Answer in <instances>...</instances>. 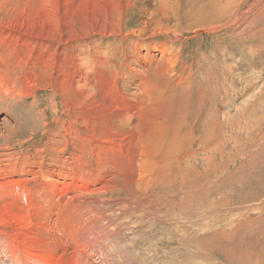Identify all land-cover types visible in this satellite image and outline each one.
I'll return each instance as SVG.
<instances>
[{
	"label": "rangeland",
	"instance_id": "rangeland-1",
	"mask_svg": "<svg viewBox=\"0 0 264 264\" xmlns=\"http://www.w3.org/2000/svg\"><path fill=\"white\" fill-rule=\"evenodd\" d=\"M61 1L0 0V264H264V0Z\"/></svg>",
	"mask_w": 264,
	"mask_h": 264
},
{
	"label": "bare ground",
	"instance_id": "bare-ground-1",
	"mask_svg": "<svg viewBox=\"0 0 264 264\" xmlns=\"http://www.w3.org/2000/svg\"><path fill=\"white\" fill-rule=\"evenodd\" d=\"M61 1V0H60ZM64 1V0H63ZM66 1V0H65ZM254 1V0H253ZM62 2V1H61ZM34 3V2H33ZM54 3V2H53ZM160 3V2H159ZM163 3V2H162ZM42 4H43V2H42ZM55 4V3H54ZM59 4V3H58ZM57 4V6H59V5H61V4H59L58 5ZM203 6V5H202ZM204 6H206V5H204ZM203 6V7H204ZM208 6V5H207ZM85 7V6H84ZM161 7V6H160ZM214 7V6H213ZM56 8V7H55ZM205 8V7H204ZM215 8V7H214ZM225 8V7H224ZM227 8V7H226ZM57 10V9H56ZM160 10H162V9H160ZM211 10H214V9H212L211 8ZM224 10V9H223ZM210 11V10H209ZM54 12V11H53ZM174 12V11H173ZM211 12V11H210ZM33 13H34V11H33ZM56 13V12H55ZM54 13V14H55ZM57 14V13H56ZM55 14V15H56ZM41 15V14H40ZM9 18V17H8ZM38 18V17H37ZM40 18V17H39ZM71 18V17H70ZM45 19V18H44ZM51 19V18H50ZM60 19V18H59ZM33 20V19H32ZM35 20H38V19H35ZM34 20V21H35ZM44 21V20H43ZM10 22V21H9ZM12 22V21H11ZM41 22H42V20H41ZM45 22V21H44ZM2 23V22H1ZM6 23V22H5ZM27 23V22H26ZM12 24H13V22H12ZM28 24V23H27ZM30 24V23H29ZM60 24V23H59ZM71 24V23H70ZM15 25V24H14ZM34 25V24H33ZM41 25V24H40ZM44 25V24H43ZM50 25V24H49ZM4 26V25H3ZM21 27H23V26H21ZM28 27V26H27ZM39 27V26H38ZM37 27V28H38ZM44 27V26H43ZM148 27V26H147ZM212 27V26H211ZM3 28V27H2ZM42 28V27H41ZM61 28V27H60ZM13 29V28H12ZM210 29V28H209ZM1 30V29H0ZM4 30V29H3ZM6 30V29H5ZM13 30H15V29H13ZM25 30V29H24ZM24 30H22V31H24ZM41 30H43V29H41ZM2 31V30H1ZM35 31V30H34ZM30 32V31H29ZM21 33V32H20ZM31 33V32H30ZM5 34H6V32H5ZM24 34H26V32L24 33ZM78 36V35H77ZM65 41V40H64ZM63 41V42H64ZM67 42V41H66ZM156 44V43H155ZM263 49V48H262ZM261 49V50H262ZM65 52V51H64ZM71 71H72V68H71ZM101 71V70H100ZM74 74V73H73ZM75 75V74H74ZM52 76V75H51ZM74 79H76V78H74ZM68 81V80H67ZM77 81V80H76ZM107 82H108V80H107ZM75 83V82H74ZM73 83V84H74ZM28 85V84H27ZM211 89V88H210ZM248 92V91H247ZM136 99V98H135ZM139 104V103H138ZM212 107V106H211ZM142 108V107H141ZM225 118V117H224ZM103 119V118H102ZM112 126V125H111ZM206 127V126H205ZM213 127V126H212ZM108 130V129H107ZM172 130V129H171ZM85 134V133H84ZM133 134L134 133H132L131 132V135L133 136ZM191 135V134H190ZM172 137V136H171ZM136 138V137H135ZM122 139V138H121ZM191 139V138H190ZM175 141V140H174ZM174 143V142H173ZM139 144V143H138ZM186 147V146H185ZM140 150V149H139ZM127 163V162H126ZM32 167V166H31ZM212 167V166H211ZM29 170V169H28ZM30 170H32V172H30L31 173V175H37V173H38V175L37 176H42V173H44V174H46L47 176H49L50 178H51V180L52 181H59L58 180V177H64V176H68V174H65V171L63 170V167H61V166H54V165H52L51 167H48V168H46V169H43V171H42V168H40V166L35 170V169H30ZM27 174H29V173H27ZM174 176V175H173ZM77 178H79V179H82V180H85V178L84 177H80V176H77ZM204 179V178H203ZM183 182H185V181H183ZM204 184V183H203ZM103 187V186H102ZM197 187H199V186H197ZM217 188H218V186H217ZM102 188L101 187H99V188H97V191L98 190H101ZM90 192H93V190L92 191H89V193ZM178 192V191H177ZM79 195L78 196H76V198H71V199H66L64 202H63V204L65 205V202H69L70 203V205H69V203H68V205L70 206V207H73L74 205H75V203H78L81 199H82V202L86 205V203H87V198H86V196L85 195H82V196H80L79 198ZM90 203V202H89ZM67 205V206H68ZM66 206V207H67ZM74 208V207H73ZM136 209V208H135ZM85 210H87L88 211V214L91 212V211H89V209L87 208V209H85ZM64 211V210H63ZM56 214H58V212L56 213ZM61 215H63L64 216V212L62 213L61 212ZM87 217V216H86ZM57 219H59V217H56ZM57 219H55V218H53L52 220L53 221H56V223H58V221H57ZM86 219V223L84 222V221H81V220H78V223L77 224H81L82 226H83V228L86 230L87 229V225L90 223V221L89 220H87V218H85ZM90 219V218H89ZM60 221V220H59ZM63 227V226H62ZM91 227V226H90ZM64 228V227H63ZM89 228V227H88ZM56 233L57 234H59L60 235V238H62L63 237V235H64V231H61V227L60 226H56ZM91 231V230H90ZM103 232V231H102ZM164 242V241H163ZM62 247H63V242L62 241H60V240H55L54 241V248H55V250L57 251V252H61V250H62ZM59 252V253H60ZM19 261V260H18ZM30 262V261H29ZM35 262V261H34ZM33 262V263H34ZM48 261L47 260H44V261H36V263H38V264H48L47 263ZM8 263V262H7ZM26 264H30V263H28V261L26 262ZM71 264H79L78 262H76V261H72V263Z\"/></svg>",
	"mask_w": 264,
	"mask_h": 264
},
{
	"label": "built area",
	"instance_id": "built-area-1",
	"mask_svg": "<svg viewBox=\"0 0 264 264\" xmlns=\"http://www.w3.org/2000/svg\"><path fill=\"white\" fill-rule=\"evenodd\" d=\"M94 264H95V262L94 261H92Z\"/></svg>",
	"mask_w": 264,
	"mask_h": 264
}]
</instances>
